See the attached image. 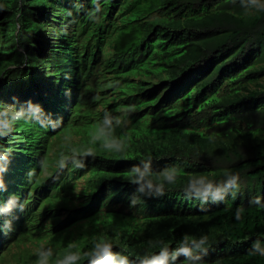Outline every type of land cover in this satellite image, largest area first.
I'll return each mask as SVG.
<instances>
[{
    "label": "trees",
    "instance_id": "1",
    "mask_svg": "<svg viewBox=\"0 0 264 264\" xmlns=\"http://www.w3.org/2000/svg\"><path fill=\"white\" fill-rule=\"evenodd\" d=\"M0 2L7 5L0 11V102L24 93L26 102L32 97L48 112L64 109L60 124L68 120V129L84 127L81 145L59 149L53 146L59 144L60 127L42 137L28 126L16 138L19 122L2 141L17 163L4 174L7 191L0 193V203L17 193L23 214L58 220L51 231H59L69 227L73 209L56 199L73 193L72 199L95 205L84 220L108 215L106 235L97 237H108L113 250L132 264L146 251H158L149 241L164 239L175 247L184 233L208 236L206 264H264V257L250 254L255 240L264 242V209L249 204L264 197V13L245 17L232 0ZM126 106L135 111L127 128L118 130L127 136L123 152L96 147L85 167L57 168L61 152L91 147L90 133L105 110L118 114ZM210 132L218 133L215 142L208 140ZM31 145L36 157L18 159ZM149 155L154 169L176 164L215 180L231 169L240 175L241 191L222 204H204L184 196V176L164 197L130 207L135 186L125 173ZM30 169L31 177L25 175ZM80 184L85 186L78 193ZM45 187L50 190L33 201ZM17 224L0 236V255ZM121 226L129 227L123 241L114 237ZM94 243L79 249L87 252Z\"/></svg>",
    "mask_w": 264,
    "mask_h": 264
},
{
    "label": "clouds",
    "instance_id": "2",
    "mask_svg": "<svg viewBox=\"0 0 264 264\" xmlns=\"http://www.w3.org/2000/svg\"><path fill=\"white\" fill-rule=\"evenodd\" d=\"M233 4H237L242 10L241 14L245 17H252L260 13H264V0H232ZM7 5L0 2V11H4ZM71 15V12H69ZM70 78V77H66ZM26 94L21 93L14 96L8 102L3 104L0 102V193L7 191V186L4 182V174L8 171V166L11 163L10 157L12 150L5 146L2 142L7 139L14 131L15 127L20 123L18 130L14 131L19 138V133L26 127L31 120L42 122V126H47L43 117L51 120L52 123H58V120H53L51 115L45 116L39 104L31 98L23 96ZM28 96V95H27ZM12 103V105H10ZM20 106L16 108V104ZM64 109H62L63 111ZM95 110V109H94ZM61 110L56 111L54 119H58L61 115ZM135 111V106H126L117 110L118 114H113L105 110L100 118L95 122L92 132L90 133V145L86 149H79L71 147L67 153L61 152L56 160V166L59 170H64L69 165L74 168L85 167V160L95 154L96 147L102 148L107 151L123 152L127 147V136L125 134H118V130L127 128L130 122V116ZM58 114V115H57ZM68 121V120H67ZM25 122V124H23ZM39 125V123H37ZM36 124V125H37ZM32 129L38 131L43 135L45 128L32 126ZM47 130V129H46ZM69 130L66 125L61 126L56 131L60 135ZM218 135L216 132H210L207 138L210 142H215ZM82 136L79 135L74 140L71 137H65L67 144L59 142L54 148H68L70 146L81 145ZM32 171L28 173L31 177ZM128 182L135 186V191L129 196V206L135 207L144 203L146 199H159L164 197L168 186L176 185L181 177L188 176V179L183 187V194L188 199H195L208 204H222L229 198L235 199L241 191V178L239 173L231 169L223 170V178L220 180L211 179L209 174L206 173H186L185 170L173 164L165 166L159 170L153 167V158L149 155L139 159V162L133 164L125 173ZM82 191V190H81ZM78 191V193H81ZM15 193V192H14ZM9 194V193H8ZM17 195V193H15ZM10 195L6 201L0 203V233L11 232L13 227L18 223L16 233L13 239L5 245L2 249L0 259L8 256L10 247L17 237H21L30 227L34 218L39 222L42 221V216L33 215L31 211H25L23 214V205L17 196ZM73 198L70 201L71 209H73V216L71 218V226L77 221L84 219L82 213L88 209L90 205L84 204L83 199L78 201ZM106 198L105 200H109ZM77 203V205L75 204ZM249 204L255 205L258 208L264 209V197L256 196L249 201ZM86 206L85 208H83ZM19 208V210H17ZM17 210V211H15ZM15 211L13 220L7 219ZM243 209L236 210V218H241ZM82 213V215H81ZM103 217L108 218V215L102 214ZM65 217V211L60 212V218ZM18 219V220H17ZM68 220V219H67ZM66 220V221H67ZM104 229L107 227L104 225ZM51 230V229H50ZM209 246V239L207 235H190L184 233L176 242L175 247L170 245L164 239H156L149 241V247L158 249L156 252L146 251L142 256L138 257V264H206L204 257L207 255ZM114 244L107 237L99 238L95 241L91 249L87 252H82L75 242L67 244L61 254H57L51 247H41L35 253L36 259L34 264H81L86 260L87 264H132L127 255H121L115 252ZM250 254L264 257V242L257 239L252 243ZM22 260L16 261L21 264Z\"/></svg>",
    "mask_w": 264,
    "mask_h": 264
},
{
    "label": "bare ground",
    "instance_id": "3",
    "mask_svg": "<svg viewBox=\"0 0 264 264\" xmlns=\"http://www.w3.org/2000/svg\"><path fill=\"white\" fill-rule=\"evenodd\" d=\"M47 84H48L47 82H44L42 84V86L43 85L46 86ZM42 86H41V89H42ZM56 86H57V84H56ZM74 98H75V94H74ZM75 101H76V99L72 100V102H70L68 104V106L67 105L64 106V107H68L67 108V112H65L64 114L68 113L70 106ZM11 105H12V103H11ZM39 106H42V105L39 104ZM41 108H42L43 113L45 114V116H47L48 114H50V115L56 114L53 111L48 112V109L47 108H44V107H41ZM60 112H61V117H60V119H58V123H55L54 124V123H52V121H50V124L49 123L46 124L47 126H42L43 124H39V125L37 124V123H42V122H36L35 119H34V120H31L29 122V125H28V123H26L27 124V127L34 125V126H38L40 128H45V129H47L46 131H49V129L50 128H53V127L54 128L55 127L56 128L61 127L63 124L66 123L67 120H65L63 123L60 124V122L62 121V118H63L62 117L63 116L62 115V110ZM44 119H47V118L44 117ZM53 120H57V119L55 118ZM47 121H48V119H47ZM23 124H25V122H23ZM83 129H84V127L81 126V125L80 126H77V127H74V128H71V129L67 130L66 132L60 134L57 137V141L58 142H61L62 144H67L69 142H66L65 141V137H71V140H70V142H71L72 140H74L75 138H77L81 134V132L83 131ZM24 136H26V134L22 135V137L20 139H22ZM42 137H43V135H42ZM42 142H43V140L40 143L38 142V144L36 143V145H40ZM14 151L16 152L18 150L15 149ZM36 154H37L36 147L33 148V146L31 145V149L28 152L26 150V153L24 155L20 156L18 159L22 160V159H24L25 156L28 159H30L32 157L34 158V157H36ZM15 155H16V157H18L19 156V151ZM40 158H41V156H40ZM10 160H11V164L10 165L13 164L14 167H16L15 164L17 163L16 162L17 161V158H10ZM31 160H33V159H31ZM37 162H36V164H37ZM12 169H13V167H12ZM30 171H33V170L30 169ZM70 171L61 174L59 177H57V180L66 177L69 174ZM25 175H28V174H25ZM84 186H85L84 184L78 185L75 188L76 192L83 190ZM49 190H50L49 188H46L45 187L43 189V191L41 193H39L36 196V198L33 199V201L34 200H37L39 197H41V195H43V193H47ZM72 196H73V193L70 194V195H66V196H64V197H62L60 199H56L57 204L62 205V204L69 203L72 200ZM20 203L22 204L21 201H20ZM94 206L95 205L90 206L88 209L84 210L82 213L85 214L86 211L92 210ZM82 213H81V215H82ZM13 216L14 215L12 214L11 216L7 217V219H10L11 218V220H13L12 219ZM75 217H76V215L73 216L72 219L75 218ZM56 221H58V220L51 219L49 221L39 222L36 218L33 219L32 224L30 225V227L28 228V230L25 232V234H26L27 237L25 238V241H24V243L22 244V247H21L22 249H26V250L18 258V260H22L21 264H23V261L26 262L27 264H34V261L36 259L35 253L41 247H51V248H53V250L57 254H61L62 251H63V249L67 246V244H69L71 242H75L78 245V247L83 250V247L85 245H89L91 242H94L97 239L102 238V237H97L98 235H100V234L106 235L104 233L105 232L104 225H105V223H109L110 222L107 218H105L102 215H100L99 217H94V218L88 219V220H84V219L79 220L75 224H73V225H71L69 227H66V228L64 227V228H62L59 231H51L50 229L53 227L54 224H56ZM58 223H60V222H57V224ZM32 228H33V230H32ZM128 228H129L128 226H126V227L121 226L114 233L115 234L114 237L117 238V239H120L121 241H123L124 240V235L126 233V229H128ZM15 231H16V229H15ZM15 231H13V232L16 233ZM29 232L31 234H29ZM57 233L66 234L67 236H65V237H56L55 235ZM23 235L21 237H17L14 240V243L18 242V240L20 238H22ZM0 236L1 237L6 236V232L0 233ZM7 236H8V234H7ZM13 237L14 236H11L9 238V242H8V239L6 241L8 243H10V241L13 239ZM13 244L10 247L7 248V250L9 251V253H8V256H6V258H4L2 264H17L16 261H18V260H15V256H14L15 250L14 249L13 250H9L13 246ZM5 245H7V243L2 246V249H3V247H5Z\"/></svg>",
    "mask_w": 264,
    "mask_h": 264
},
{
    "label": "rangeland",
    "instance_id": "4",
    "mask_svg": "<svg viewBox=\"0 0 264 264\" xmlns=\"http://www.w3.org/2000/svg\"><path fill=\"white\" fill-rule=\"evenodd\" d=\"M75 204L77 205V203L75 202ZM22 246H20L19 248H14V250H15V254H14V256H15V260H18V258L24 253V251L26 250V249H22L21 248ZM13 250V249H12ZM5 258H6V256H5ZM6 260V259H5ZM23 263H24V261H23ZM2 264V263H1Z\"/></svg>",
    "mask_w": 264,
    "mask_h": 264
}]
</instances>
